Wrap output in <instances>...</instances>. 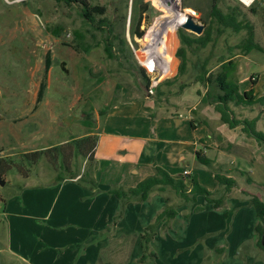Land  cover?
I'll return each mask as SVG.
<instances>
[{"label":"rangeland","instance_id":"1","mask_svg":"<svg viewBox=\"0 0 264 264\" xmlns=\"http://www.w3.org/2000/svg\"><path fill=\"white\" fill-rule=\"evenodd\" d=\"M82 1L85 8L63 0H0V157L19 165L23 154L70 137L92 132L98 141L90 174L95 188L54 183L56 174L44 159L31 167L27 179L14 169L0 177V264H86L88 260L90 264H264V253L256 244L255 211L249 204L251 197L264 201L261 162L241 163L250 181L228 174L235 184L217 209L197 197L195 206L202 210L194 212L169 188L150 192L145 202H123L108 193L127 189L130 179L124 171L132 160L156 158L157 162L162 156L169 168V149L180 141L194 137L199 143H212L207 131L213 136L220 133L224 125L220 115L200 102L206 87L195 82L204 61L206 69L216 72L220 59L231 58L234 77L256 76L254 90L263 94L264 53L241 52L238 45L245 31L226 29L218 34L214 30L206 48L187 51L185 73L177 76L178 27L169 37L166 74L161 77L142 64L150 49L145 46L147 33L165 15L154 0ZM161 1L185 15H190L184 12L187 9L197 12L191 14L195 21L207 26L210 0ZM218 4L223 11L237 7L233 0ZM241 4V14L253 26L254 41L264 51V0ZM95 7L100 10L93 12ZM136 31H143V36L136 37ZM106 41L112 57L105 51ZM61 62L67 72L61 70ZM141 69L149 77L148 88ZM245 83L250 86L248 80ZM157 86L162 95L157 94ZM124 100L143 102L152 110L137 102L136 106L119 103ZM108 107H114V113L102 123L106 114L101 116L100 111ZM230 108L239 120L256 118L255 128L264 136V104H230ZM116 143L124 144L127 153L119 156L124 147L113 148ZM216 146H199L212 164L196 162L195 172L207 190L221 196L224 189L214 174L226 176L228 167L225 171L214 160L220 152ZM225 154L223 165L242 160ZM75 164L80 173L87 167L81 158ZM173 165L174 172L184 168L181 162ZM163 197L171 198L176 215L166 227H156L148 244L156 258L147 254L140 261L141 236L162 210Z\"/></svg>","mask_w":264,"mask_h":264},{"label":"trees","instance_id":"2","mask_svg":"<svg viewBox=\"0 0 264 264\" xmlns=\"http://www.w3.org/2000/svg\"><path fill=\"white\" fill-rule=\"evenodd\" d=\"M63 1L69 4L79 3L84 8L86 7V4L82 0ZM233 1L237 3V7L227 8L226 11H223L218 4V0H210L211 4L209 12L207 13L209 20L200 36H196L181 28L177 29L179 47L175 52V57L180 61L177 76H182L185 73L187 51L192 53L206 48L209 43L213 41L212 36L214 30L218 34H221L226 29L232 30L234 33L245 31V37L238 45L241 52L244 55H247L254 50L264 53L262 48L254 41L253 26L246 17L241 14L240 7H242V4L238 0ZM148 6V4L145 5L143 10ZM97 10H100V8L95 7L93 12H96ZM249 11H252L251 6L249 7ZM184 12H187V14L190 15L193 14L192 10L188 9L184 10ZM81 16L85 19L88 18V15H85L83 12L81 13ZM135 36L141 38L143 36V31H136ZM105 51L110 57L113 56L111 46L107 41L105 44ZM219 63L220 66L218 71L211 72L205 68L207 61H204L201 65L200 72L195 76V82L201 83L206 87V92L201 96L200 102L213 106L215 111L220 115V121L223 124H226L230 129L241 127V132L247 137L254 139L264 151V136L255 128L256 118L251 120H239L234 116V113L230 108V104L235 107H247L255 104L263 105L264 96L254 99L252 96V90L240 93L238 81L233 75L235 65L231 58L220 59ZM141 71L145 79V85L148 88L150 84L149 77L146 76L143 69H141ZM253 80L254 79H251V82ZM156 90L157 94L162 95L158 86ZM109 108L110 107L101 110L100 115L104 116ZM96 142V136L94 135L73 138L60 145H53L25 153L22 155L19 165L7 161L4 157H0V177L14 169L22 176V178L27 179L32 174L31 167H34L41 159H44L49 165H51L52 170L56 174L54 177L55 182L76 179V182L79 184L95 188L96 182L90 174L93 166L92 164L94 163L93 150ZM196 157L197 160L205 166H210L212 164L211 160L206 158L201 151L196 152ZM79 158L86 160L87 167H85L82 173L74 168L76 165L75 162ZM23 164H26L27 166L24 167ZM184 177L186 178V176ZM214 178L218 184L223 187L222 189H224L221 196H217V194L208 191L205 187L199 184L197 178L194 176L190 178V186L188 187L185 184L184 178H172L162 168L155 166L153 174L140 181L135 187L109 190L108 193L113 194L117 199H120L123 202L129 200L145 202L148 199L150 192L155 190L164 193L166 189L169 188L174 192L175 196L178 197L182 204L191 206L195 204L196 198L201 196L204 198L205 202L212 205V207L220 208L224 203V197L233 188L235 183L232 178L221 173H215ZM164 202L165 206L161 213L156 216L153 223L144 229V233L141 236L143 255L140 261H144L147 254L152 259L156 258L155 253L149 252L148 244L155 235L156 227L161 222L162 226L166 227L168 222L176 215L175 207L170 204V199L165 197ZM249 204L254 209L257 219L255 226V232L257 234L256 244L264 253V201H261L256 197H251ZM199 210H201L200 207L194 209V211ZM218 251L221 252V249Z\"/></svg>","mask_w":264,"mask_h":264},{"label":"crops","instance_id":"3","mask_svg":"<svg viewBox=\"0 0 264 264\" xmlns=\"http://www.w3.org/2000/svg\"><path fill=\"white\" fill-rule=\"evenodd\" d=\"M255 51V50H254ZM253 52V51H251ZM250 52V53H251ZM249 53V54H250ZM247 54V55H249ZM257 64H263V62H257ZM251 79H254L252 82H251V79H247V78H244V79H237L238 81V86H239V91L240 93H243L245 91H249V90H252L253 93H252V96L254 97V99H258L260 97H263L264 96V93L263 94H260L258 92H255L254 90V87L256 86L257 82H258V78L256 76H251L250 77ZM246 80H248V82L250 83V86L247 87V84L245 83ZM125 102H128V103H125ZM137 104H140L144 107V109L146 108H152L151 106L149 105H146V104H143V102H140V101H129V100H124V102H119V103H123V104H127L128 105H133V106H136V103ZM139 106V105H138ZM112 108L114 107H110L106 113V116L105 118L103 119L102 123L105 121V119L108 117V116H111L113 113H114V109L111 110ZM262 108V107H261ZM152 110V109H151ZM153 111H152V115H153ZM155 115V114H154ZM176 122L177 123H180V120L179 119H176ZM101 123V124H102ZM239 127L237 128H233V129H230L226 124L222 125V127L220 128V133H215L214 136L211 132H209L208 130V127H207V133L209 134V138L211 141H213L212 143H208V142H201L199 143L194 137L192 138V140H182L178 143V146L175 147L173 146L171 149H169V155L172 157V165L168 168L166 166V164H164V161L162 160V156L159 158V160L157 162H154V161H141L140 160H137V159H134L132 160L131 163L127 164L128 168L124 171V175L125 177H127V179L129 180L130 179V183H128L126 186L127 188H133L135 187L139 182L140 180L143 178V177H148V176H151L153 174V169H152V166L153 165H157L158 167L162 168L164 171H166L172 178H175V179H178V178H184L185 179V184L186 186H190V178L192 176L196 177L199 184L202 185L200 183V176L199 174H197L195 171H197V163L198 164H201L198 160H197V157H196V152L199 151V146L202 145L203 147H209L211 148L210 146L211 145H217V149H219V153H217L216 155H214V160H216L217 164L223 169L225 170V167H228V170L225 172V174H227L226 176L227 177H230L232 178V176H229L228 174H235V175H240V176H247L249 175L248 172H246V170L243 169V165L241 164L242 162L243 163H247V164H251V165H254V164H257L258 162L264 164V152L262 151V148L260 146H258L257 142L255 140H253L252 138H248L246 135H244L243 133L241 135H239V132L241 131V127L240 129L238 130ZM238 130V132L236 131ZM87 135H94V133L92 132H87V133H84L82 134L81 136L79 137H76V138H80V137H84V136H87ZM238 136V137H237ZM74 137H70L66 140H63L57 144H53V145H60V144H63V143H66L68 141H70L71 139H73ZM98 141L96 142V145H95V148L93 150V157H94V160H95V154L98 150ZM231 144L232 146L228 148V145ZM53 145H50V146H53ZM48 146V147H50ZM116 147H124V150L120 151L119 152V156L120 155H123L125 153H127L128 149H125V146L124 144L122 143H116L113 148H116ZM247 147H249L251 149V151H248ZM47 148V147H46ZM42 149V148H41ZM121 149V148H120ZM216 149V150H217ZM202 153V152H201ZM225 153H233L236 155L237 158L239 159H242V160H239V162L237 163V165H234L233 163L229 164L228 166L226 165H223L224 163L227 162V154ZM204 155V152L202 153ZM205 156V155H204ZM206 157V156H205ZM207 158V157H206ZM188 160L190 161V163H185V161ZM154 162V163H153ZM173 162H181L183 167L180 171L178 170L177 172H174L173 171V168H174V165H173ZM153 163V164H152ZM203 165V164H202ZM142 171V172H141ZM184 171H187L188 172V175L186 176V178L183 176V172ZM140 172L142 174H140ZM176 173V174H175ZM136 176H140L137 177V179H134ZM234 176V175H233ZM190 177V178H189ZM133 178V179H132ZM144 178V179H145ZM249 181L251 180L250 179V176L248 177ZM215 179V178H214ZM233 179V178H232ZM234 180V179H233ZM54 183H57L55 182V180L53 179ZM68 182H74V183H77L75 179L73 180H68ZM63 183H66V181H63ZM203 186V185H202ZM204 187V186H203ZM167 190V189H166ZM209 191V190H208ZM231 191V190H230ZM229 191V192H230ZM211 192V191H210ZM228 192V194H229ZM243 191H241V194H242ZM102 194H98V196H101ZM251 195V194H250ZM201 197V196H199ZM169 198V197H168ZM164 197H163V203L162 205H160L159 209L163 210L164 206H165V202H164ZM171 199V198H170ZM197 199V198H196ZM179 200V199H178ZM180 201V200H179ZM205 201V200H204ZM181 202V201H180ZM182 203V202H181ZM206 203V202H205ZM170 204L171 205H175L171 202L170 200ZM208 204V203H207ZM210 205V204H209ZM212 206V205H211ZM193 211L194 209L197 207L195 206V204L191 205L190 206ZM201 208V207H200ZM214 208V207H213ZM221 208V207H220ZM217 209V208H216ZM161 210V211H162ZM202 210V208H201ZM199 210V211H201ZM161 211L159 213H161ZM194 212H198V211H194ZM256 217V216H255ZM257 220V219H256ZM162 222L159 224L161 225ZM52 228V227H51ZM54 242H56V240L54 239L53 240ZM140 247H141V242H140ZM57 249L60 251V246L57 247ZM142 249V247H141ZM143 251V249H142ZM86 264H90L92 263L90 260L86 261L85 262Z\"/></svg>","mask_w":264,"mask_h":264},{"label":"bare ground","instance_id":"4","mask_svg":"<svg viewBox=\"0 0 264 264\" xmlns=\"http://www.w3.org/2000/svg\"><path fill=\"white\" fill-rule=\"evenodd\" d=\"M154 1L163 10L165 15L163 17L161 16L162 19L155 22L154 26L147 33L148 35L146 36L145 39V46L149 47L150 49L147 50L148 54L145 55L142 64L146 66V68L149 71L152 70L153 72L157 73L159 76L162 77V75L166 74L165 65L167 61V54H168L167 43L169 41V37L175 29H177L182 23L186 21L187 15L183 14L181 11L177 10L176 8L167 7L162 3L161 0H154ZM241 1L246 5H248L253 0H241ZM169 70L170 68L168 69V71Z\"/></svg>","mask_w":264,"mask_h":264},{"label":"water","instance_id":"5","mask_svg":"<svg viewBox=\"0 0 264 264\" xmlns=\"http://www.w3.org/2000/svg\"><path fill=\"white\" fill-rule=\"evenodd\" d=\"M241 3H243L241 0H239ZM244 5H246L245 3H243ZM193 14L197 15L198 13L193 11ZM181 29L188 31L190 33H193L196 36H200L203 33L204 30V25L199 24L195 21L194 17L192 15H187L186 16V21L184 23H182L179 26ZM64 66V62L60 63V68L63 72H67V70H65ZM3 184V182H1Z\"/></svg>","mask_w":264,"mask_h":264},{"label":"built area","instance_id":"6","mask_svg":"<svg viewBox=\"0 0 264 264\" xmlns=\"http://www.w3.org/2000/svg\"><path fill=\"white\" fill-rule=\"evenodd\" d=\"M188 175V172L187 171H184L183 172V176H187Z\"/></svg>","mask_w":264,"mask_h":264}]
</instances>
